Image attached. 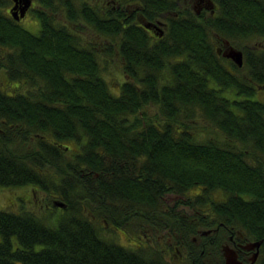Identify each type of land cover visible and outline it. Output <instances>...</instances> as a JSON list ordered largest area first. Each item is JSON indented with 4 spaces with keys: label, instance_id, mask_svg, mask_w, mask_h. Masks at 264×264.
Returning a JSON list of instances; mask_svg holds the SVG:
<instances>
[{
    "label": "trees",
    "instance_id": "trees-1",
    "mask_svg": "<svg viewBox=\"0 0 264 264\" xmlns=\"http://www.w3.org/2000/svg\"><path fill=\"white\" fill-rule=\"evenodd\" d=\"M141 1L150 15L177 7ZM182 12L151 45L124 16L117 29L89 22L120 35L126 78L110 86L79 36L48 22L35 36L0 11V188L32 186L50 205L0 208V264H148L105 238L85 206L155 209L166 193L196 186L203 192L187 204L205 205L219 189L216 219L264 235V106ZM243 18L264 26V16Z\"/></svg>",
    "mask_w": 264,
    "mask_h": 264
},
{
    "label": "flooded vegetation",
    "instance_id": "flooded-vegetation-1",
    "mask_svg": "<svg viewBox=\"0 0 264 264\" xmlns=\"http://www.w3.org/2000/svg\"><path fill=\"white\" fill-rule=\"evenodd\" d=\"M174 2L175 9L156 11L155 15H150L149 6L147 11L141 0H0V11L35 36L40 34L45 22L63 27L57 30L65 32L70 39L79 36L85 48L92 45V54L100 68L119 70L115 81L121 83L126 74L120 35L110 31L96 33L89 22L97 18L101 26L112 23L117 29L120 16H124L122 19L129 18L140 27L151 45L165 35L167 16H185L182 11L187 8L195 21L205 27L207 41L220 64L241 82L245 93L249 90L251 97L264 106V26L247 23L243 18L264 16V0ZM237 52L240 64L232 56ZM0 76L3 78L4 74ZM227 92L226 89L222 94L227 97ZM18 188L31 189V198L26 197L24 192L29 190H25L23 195H15L16 202L11 208L43 212L50 207L46 194L40 189L32 186L9 189ZM195 189L193 193L190 189L182 195L166 193L164 203L155 209L148 204L127 207L120 203H101L93 208L85 206L84 215L102 228L105 238L147 254L148 264H264V235L256 238L242 227L216 219L210 202L223 199L219 189L207 195L210 202L205 205L187 204L192 203L193 196L203 192L201 186ZM214 192L219 197L212 195Z\"/></svg>",
    "mask_w": 264,
    "mask_h": 264
},
{
    "label": "rangeland",
    "instance_id": "rangeland-1",
    "mask_svg": "<svg viewBox=\"0 0 264 264\" xmlns=\"http://www.w3.org/2000/svg\"><path fill=\"white\" fill-rule=\"evenodd\" d=\"M119 74V70L116 68H111L108 70H105V77L109 80V85L113 86L112 83L114 82L115 78L118 76ZM153 109L152 107H148V113L152 114L153 113ZM25 190H29V191H25ZM25 191V192H24ZM31 189L27 188V189H9V188H0V208H11L12 205L15 204L16 202V198L15 195H26V197L31 198ZM196 189L192 188L191 189V193L195 192ZM37 195H43V193H36ZM213 195H215L216 197H219L217 192H214ZM25 198V197H24ZM33 199V198H32ZM28 205H30V202H26ZM10 206V207H9ZM48 213V209H43V213Z\"/></svg>",
    "mask_w": 264,
    "mask_h": 264
},
{
    "label": "water",
    "instance_id": "water-1",
    "mask_svg": "<svg viewBox=\"0 0 264 264\" xmlns=\"http://www.w3.org/2000/svg\"><path fill=\"white\" fill-rule=\"evenodd\" d=\"M232 56L235 58L236 62H238L239 64L241 63V59H240V53L237 52L236 54L233 53ZM58 206H62V204L60 202H56L55 203Z\"/></svg>",
    "mask_w": 264,
    "mask_h": 264
}]
</instances>
